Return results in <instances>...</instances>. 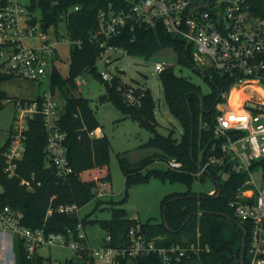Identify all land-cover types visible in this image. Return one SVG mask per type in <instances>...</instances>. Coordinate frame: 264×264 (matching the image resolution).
Returning <instances> with one entry per match:
<instances>
[{"label":"built area","instance_id":"2783aa9c","mask_svg":"<svg viewBox=\"0 0 264 264\" xmlns=\"http://www.w3.org/2000/svg\"><path fill=\"white\" fill-rule=\"evenodd\" d=\"M3 1L0 6V70L14 77L50 82L55 68L61 71L60 46L68 44L71 47L81 44V40L61 33L59 25L45 22L41 15L30 9L31 0ZM126 1L127 8L116 10L110 6L99 13L100 27L91 37L101 48L96 66L103 65L104 69L99 74L112 82L117 75L109 71L108 66L128 53L123 46L111 42L113 37L135 23L162 24L168 33L186 40L195 68L209 70V79L216 73L227 81L229 86L220 91L215 105L218 112L213 124L214 135L220 141V154L210 156L199 174L209 166H219L221 181L229 178L232 172L244 175L229 206L241 223L249 225L248 261L244 258L245 264H264V15L254 13L249 0ZM78 8L76 5L75 9ZM66 17L64 14L62 20L65 22ZM169 66L165 60L155 62V70L159 73ZM85 73L75 77L78 87L86 81ZM124 96L131 104H140L141 95L133 86L126 88ZM12 101L16 104V113L10 142L3 152L4 171L8 177L19 176V162L26 152L30 123L40 115L47 132L45 151L56 174L65 179L72 167L65 143L67 132L60 124L62 103L57 94H53L49 86L39 98L5 99L6 103ZM92 134L96 135L94 131ZM164 163L176 169L183 166L176 158H169ZM20 183L27 189L41 185L35 175L22 177ZM103 184L95 190L98 195L104 189ZM219 184L218 181L207 193L220 194ZM2 193L0 183L2 240L10 244L12 250L16 240H22L29 257L39 253L41 247L65 244L75 251V260L88 255L97 264H119L124 259L130 261L147 256H152V264H189L183 263V259L191 258L205 248L200 240L158 244L161 237L148 238L140 226L132 227L121 244L113 243L112 236L107 233L98 246H92L82 221L77 225L76 238L71 228L64 233L48 230L45 225H25L22 210L3 204ZM54 198L55 195L51 197L46 218L54 211L79 212L80 206L76 203L53 206ZM52 263L62 264L60 260Z\"/></svg>","mask_w":264,"mask_h":264},{"label":"trees","instance_id":"16d2710c","mask_svg":"<svg viewBox=\"0 0 264 264\" xmlns=\"http://www.w3.org/2000/svg\"><path fill=\"white\" fill-rule=\"evenodd\" d=\"M249 1L254 13L264 15L263 0ZM4 2L1 0L0 6ZM76 5L79 6L78 9H75ZM128 5L126 0H31L30 9L36 13V10L40 9L43 20L49 25L58 26L66 14L67 33L72 39L81 40V44H72L70 47L67 75L55 68L50 78L52 93L59 92L63 98L60 124L67 132L65 143L72 167L70 174L65 179L56 174L55 167L45 151L47 132L40 115L30 123L26 152L19 162V176L10 178L4 171L3 152L10 142V137L0 147V183L3 185L1 201L22 210L25 225L31 227L45 225L48 230L64 233H68V229L71 228L76 238L78 223L82 221L85 226L90 219L81 218L77 212L59 211H54L46 218L51 197L55 195L53 206L60 203H76L82 206L95 197L97 194L95 190L101 183L111 180L108 167L111 145L109 138L103 132L90 136V131L98 127L99 123L90 107L89 99L76 93L78 86L75 77L83 72H97L96 59L101 48L91 37L100 27V11L108 10L110 6L118 10L127 8ZM111 42L123 46L128 54H140L146 58H150L165 47H172L180 61L193 66L190 49L186 48V40L168 33L162 24L150 26L135 23L132 27L128 26L120 35L113 37ZM199 71L211 82V92L203 94L200 87L189 78L176 74L173 66L159 73L170 110L183 125L181 138L175 137L172 132L164 135L158 131L156 102L149 88L146 89L145 95L138 92V95H141L140 104H127L117 92V81H112L113 83L106 81L99 72L97 73L106 82L108 97L114 101L116 107L151 131L152 135L142 146L158 149L138 163H132L125 155L120 156L126 185L148 182L152 177H160L164 180L186 182L189 186L185 191L172 192L165 196L163 200V209L166 206L165 218L163 216L160 224H141L137 218L129 217L126 209L121 206H113L111 219L100 220V224L112 236L115 244L125 242L129 230L140 226L141 232L148 238L161 237L157 241L161 245L200 240L205 248L199 254L183 259V263L241 264L243 228L232 219L216 212H226L239 221L234 216L229 201L235 196L244 175L232 172L229 178L221 181L219 166H209L199 174L201 166L210 156L220 154V141L213 131L218 112L215 105L220 91L226 89L229 84L216 73L209 79L210 71L207 69ZM11 77L14 76L0 70V85ZM5 97L6 93L0 86V110L5 105L3 101ZM35 97L39 98L40 94ZM169 158L181 161L182 168L150 167L155 161L165 162ZM198 174L202 178L210 175L216 183L219 181L221 193L209 195L207 192H195L192 184ZM32 175L41 181V185L27 189L20 183L21 178H31ZM199 209L207 211L197 213ZM190 214L193 215L184 224ZM228 223L234 228L229 236H226ZM242 224L248 231L244 252V258L248 261L249 225L247 222ZM15 245L16 264H46L47 258L41 253L29 257L22 240L17 239ZM67 263L97 264L95 259L88 255H83L77 260L72 257L67 259ZM49 264H53L51 259ZM119 264H152V256L130 261L124 259Z\"/></svg>","mask_w":264,"mask_h":264},{"label":"rangeland","instance_id":"374dc122","mask_svg":"<svg viewBox=\"0 0 264 264\" xmlns=\"http://www.w3.org/2000/svg\"><path fill=\"white\" fill-rule=\"evenodd\" d=\"M223 0H217L221 2ZM38 15H42L40 9L36 10ZM59 29L61 33H67L65 20L60 21ZM62 62L61 71L67 75L70 63V46L61 45ZM165 60L173 66L176 74L189 78L198 85L203 94L212 91V84L206 76L189 63L180 61L172 47H165L159 52L146 58L140 54L125 53L120 58L114 60L109 71L117 76L113 81H117L116 89L123 101L131 104L124 93L126 88L134 87L136 92H142L149 88L156 102L155 114L158 120L157 129L160 133L168 135L170 132L177 138H181L184 128L181 121L174 116L164 96V88L159 78V72L155 70L157 60ZM103 65H99L97 72L88 71L85 73V82L78 87L76 93L89 99L90 107L93 110L99 126L90 131V136L106 134L110 141L109 150V171L111 180L104 182L103 191L96 194L91 200L80 206L78 214L81 218L88 217L90 220L85 224L87 238L92 246H98L107 235V230L100 224V220L111 219L113 206H121L126 209L127 215L142 224H160L163 220V200L167 194L181 192L189 187L186 182L164 180L160 177H152L148 182L134 183L126 185L125 172L121 166L120 156L125 155L132 163H138L142 158L154 154L158 151L155 147L142 146L150 136L151 131L140 125V123L124 114L118 109L112 99H101V96L108 93L106 82L97 74L103 70ZM107 81V80H106ZM113 83V82H112ZM1 88L7 97L31 99L44 91H47L49 80H30L20 77H11L1 83ZM121 87L119 89L118 87ZM0 110V147L9 138L13 118L16 113L14 101L5 102ZM57 97L63 103L60 93ZM133 104V103H132ZM95 135V136H96ZM150 167L165 168L163 161H155ZM101 186V185H100ZM216 187L215 180L210 176L202 178L199 174L192 184L195 192H208ZM233 225L228 223L226 236H229ZM0 234V264H16L17 251L15 245L12 247L5 240H1ZM15 243V240H14ZM3 252L4 254H2ZM47 258L46 264L51 261L60 260L62 264H68L67 259L76 258L75 251L68 245L56 244L51 247H41L38 250ZM98 264H102L98 262Z\"/></svg>","mask_w":264,"mask_h":264},{"label":"water","instance_id":"95a60500","mask_svg":"<svg viewBox=\"0 0 264 264\" xmlns=\"http://www.w3.org/2000/svg\"><path fill=\"white\" fill-rule=\"evenodd\" d=\"M189 47V45H187V48ZM101 99H108V94L105 93L101 96ZM220 189H219V193H220ZM165 211H166V206L164 207L163 209V216L165 218ZM207 210H204V209H199L197 210V213H204L206 212ZM217 214L221 215V216H225L229 219H232L233 221H235L239 226H241L243 228V231H244V234H243V238H242V246H241V259H240V262L241 264H245V260H244V252H245V246H246V236H247V231H246V228L243 226V224L240 222V221H236L230 214L226 213V212H221V211H218L216 212ZM193 214H190L186 220L184 221V224L190 219V217L192 216Z\"/></svg>","mask_w":264,"mask_h":264},{"label":"crops","instance_id":"0c3cea01","mask_svg":"<svg viewBox=\"0 0 264 264\" xmlns=\"http://www.w3.org/2000/svg\"><path fill=\"white\" fill-rule=\"evenodd\" d=\"M2 240V239H1ZM2 254H4L3 252H1Z\"/></svg>","mask_w":264,"mask_h":264}]
</instances>
